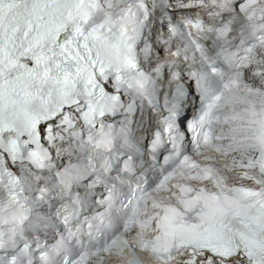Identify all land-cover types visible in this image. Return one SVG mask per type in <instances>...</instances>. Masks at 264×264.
I'll use <instances>...</instances> for the list:
<instances>
[{
	"label": "snow or ice",
	"instance_id": "6c2138e0",
	"mask_svg": "<svg viewBox=\"0 0 264 264\" xmlns=\"http://www.w3.org/2000/svg\"><path fill=\"white\" fill-rule=\"evenodd\" d=\"M0 264H264V0H0Z\"/></svg>",
	"mask_w": 264,
	"mask_h": 264
}]
</instances>
